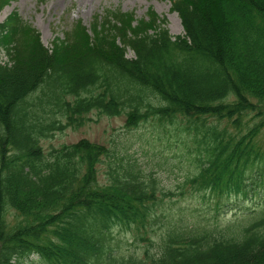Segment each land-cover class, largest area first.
<instances>
[{
    "label": "trees",
    "instance_id": "trees-1",
    "mask_svg": "<svg viewBox=\"0 0 264 264\" xmlns=\"http://www.w3.org/2000/svg\"><path fill=\"white\" fill-rule=\"evenodd\" d=\"M172 10L182 36L155 15L134 26L107 11L91 34L78 24L51 50L16 15L0 25V264H264V208L242 206L264 187V0H175ZM92 112L125 114L127 129L187 121L197 172L180 194L247 218L219 227L181 216L144 237L169 221L164 199L175 195L150 170L86 139L43 151ZM130 231L146 246L124 250Z\"/></svg>",
    "mask_w": 264,
    "mask_h": 264
},
{
    "label": "rangeland",
    "instance_id": "rangeland-1",
    "mask_svg": "<svg viewBox=\"0 0 264 264\" xmlns=\"http://www.w3.org/2000/svg\"><path fill=\"white\" fill-rule=\"evenodd\" d=\"M175 0H11L0 13V25L11 16H18L29 28L36 30L42 44L48 49L64 41L66 33L78 24L88 28L91 34L95 21L104 22L106 12L120 11L127 14L137 25L142 20H149L152 15L167 21V29L173 37L185 34L179 15L172 10ZM157 31V30H156ZM133 58V53L128 54ZM8 62L5 49L0 45V64ZM249 117L245 120L251 119ZM82 127L68 128L64 132H57L53 137L41 141V146L47 157L63 146H68L86 139L91 143L103 145L110 149L116 148L130 159L136 161L141 167L150 170L161 186L167 192L175 195L164 199L163 210L169 214V221L158 224L153 234L143 236L158 239L163 226L167 222L178 221L189 217L188 222H200L204 225L226 227L246 219L239 209L231 207H216L212 198L204 193L192 194L189 189L184 195L180 194L179 187L188 177L197 171L193 164L194 146L189 142L190 135L185 131L187 121L178 119L174 124L159 123L157 119L150 118L141 122L132 129L126 128V115L107 117L92 112L85 117ZM212 119H208L210 124ZM247 122V121H244ZM223 126L231 131L234 127L224 121ZM245 131V130H244ZM259 144L264 147V129L259 135ZM106 167L100 168V180L106 179ZM259 196L253 202L243 203L250 212H260L264 208V187L258 189ZM206 196V198H205ZM163 211V212H164ZM182 214V215H181ZM14 215V214H11ZM9 224L16 221L8 216ZM119 234V233H118ZM122 234H124L122 236ZM121 236L125 239L124 250H138L146 246L147 242L139 240L136 232H125ZM24 264H41L37 257L26 259Z\"/></svg>",
    "mask_w": 264,
    "mask_h": 264
}]
</instances>
